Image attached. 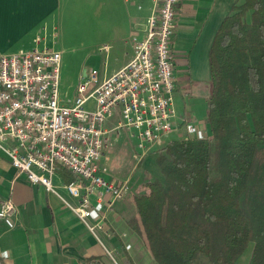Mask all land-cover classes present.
<instances>
[{"label": "crops", "instance_id": "1", "mask_svg": "<svg viewBox=\"0 0 264 264\" xmlns=\"http://www.w3.org/2000/svg\"><path fill=\"white\" fill-rule=\"evenodd\" d=\"M156 1L0 0V55L34 48L60 51L54 44L63 29L65 2L70 8L75 2L77 13L85 10L89 17L106 19L105 23L95 24V36L104 42L90 48L86 55V60L99 59L103 64V71L91 68L103 80L131 59L130 39L132 36L144 38L146 20L157 12ZM239 1L180 0L176 5L170 52L177 116L170 141L209 136L203 123L210 95L208 52L220 24ZM37 37L40 38L38 45L34 43ZM103 46L110 47L107 55L99 53ZM84 71L89 70L78 69V80ZM180 93L188 99L182 111L177 110V104H181L177 98ZM196 119L202 125L196 127L192 122ZM177 125H182V134L187 137L179 136ZM119 154L126 160L119 158ZM156 157L151 154L138 161L126 136L116 144L105 163L109 170L107 178L113 183L128 180L130 193L110 206L109 197L95 204L90 223H100L101 227L91 233L63 202L74 203V200L63 189L65 183L58 173L52 179L56 191L48 192L16 172L0 153V203L10 199L16 209L14 217L0 220V264H110L115 260L113 255L123 261L125 251L133 264H141L137 253L143 240L127 222L135 215L132 197L141 183L147 178L161 179ZM145 252L149 262L155 264L148 249ZM91 259H99L100 263L90 262Z\"/></svg>", "mask_w": 264, "mask_h": 264}, {"label": "trees", "instance_id": "2", "mask_svg": "<svg viewBox=\"0 0 264 264\" xmlns=\"http://www.w3.org/2000/svg\"><path fill=\"white\" fill-rule=\"evenodd\" d=\"M208 67L209 136L173 140L155 154L161 179L141 183L127 225L156 264H235L249 244L247 264H264V0L231 7ZM56 173L76 181L63 167ZM213 226L222 228L219 242Z\"/></svg>", "mask_w": 264, "mask_h": 264}, {"label": "built area", "instance_id": "3", "mask_svg": "<svg viewBox=\"0 0 264 264\" xmlns=\"http://www.w3.org/2000/svg\"><path fill=\"white\" fill-rule=\"evenodd\" d=\"M180 0H157L143 39L132 36L131 59L100 80L97 70L80 76L73 97L60 90L62 53L34 48L0 55V153L31 184L55 192L57 167L76 177L63 189L67 208L91 232L94 206L130 193L126 180H108L110 152L127 137L141 161L157 154L175 129L173 60L169 50ZM38 45L40 38H35ZM109 46L99 49L107 55ZM10 199L0 203V220L15 216Z\"/></svg>", "mask_w": 264, "mask_h": 264}, {"label": "rangeland", "instance_id": "4", "mask_svg": "<svg viewBox=\"0 0 264 264\" xmlns=\"http://www.w3.org/2000/svg\"><path fill=\"white\" fill-rule=\"evenodd\" d=\"M79 4L81 5L82 2H79ZM74 5L75 2L73 3L72 8H70V6L67 5V2H65L63 29L57 43L56 44L53 43L54 47L56 49H59L62 53L60 90L62 95H66L68 97H73L75 94L76 87L79 82L78 80L79 68L82 67L83 69L91 70V68L95 67L98 69L100 68L102 71L104 70L103 69L104 66L99 59L98 60L96 59L95 61L91 59L86 60V55L89 52L90 48H94L96 45L104 42L100 40L98 36H95V28H96L95 24H99L101 22L105 23L106 19L101 20L102 18L94 19L92 17H89L88 14L85 12V10L83 12L79 10V13H77L76 10L74 9ZM171 38L172 35L170 36L169 39V50H170ZM99 40L102 42H100ZM174 95H175V91H174ZM177 98L180 99L181 101V104H177V110L182 111L183 104L184 105L187 104L188 99L184 98V95H182L181 93L180 95L177 96ZM203 103L206 106V102ZM192 122L196 125V127L202 125L198 119L193 120ZM185 125L186 123L184 124V128ZM177 127L176 130L177 133H179V136L181 138L187 137L184 136V134H182V129H183L182 125H177ZM204 135L205 134L201 136ZM119 155H120L119 158L126 160L124 156H121L122 154ZM117 162L119 163V161ZM211 171H212V175H215L214 170L212 169ZM56 174L57 173L55 172V175ZM212 232L214 234L215 242H219L220 235L222 233V228L219 226H213ZM141 244L142 245L139 250L140 252L137 253L138 262L141 264H152L145 256V254L147 255V253L145 252L147 250L145 242L141 241ZM252 248H253L252 244H249L243 256L238 259L236 264H246L247 260H249L248 258L250 257L249 254ZM123 254H124L123 261L117 260L113 255L115 260H112L110 264H122V263L124 264L125 257L127 256L130 258V256L128 255V253H126V251Z\"/></svg>", "mask_w": 264, "mask_h": 264}, {"label": "water", "instance_id": "5", "mask_svg": "<svg viewBox=\"0 0 264 264\" xmlns=\"http://www.w3.org/2000/svg\"><path fill=\"white\" fill-rule=\"evenodd\" d=\"M83 75H85V71H84Z\"/></svg>", "mask_w": 264, "mask_h": 264}]
</instances>
